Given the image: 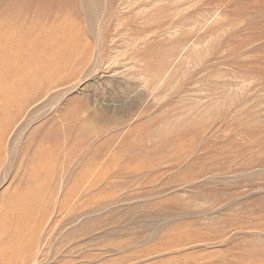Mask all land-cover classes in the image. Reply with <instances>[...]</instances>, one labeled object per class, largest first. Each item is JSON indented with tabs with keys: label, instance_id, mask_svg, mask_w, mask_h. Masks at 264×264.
Listing matches in <instances>:
<instances>
[{
	"label": "rangeland",
	"instance_id": "374dc122",
	"mask_svg": "<svg viewBox=\"0 0 264 264\" xmlns=\"http://www.w3.org/2000/svg\"><path fill=\"white\" fill-rule=\"evenodd\" d=\"M0 264H264V0H0Z\"/></svg>",
	"mask_w": 264,
	"mask_h": 264
},
{
	"label": "bare ground",
	"instance_id": "6f19581e",
	"mask_svg": "<svg viewBox=\"0 0 264 264\" xmlns=\"http://www.w3.org/2000/svg\"><path fill=\"white\" fill-rule=\"evenodd\" d=\"M18 120V119H17ZM16 120V121H17ZM91 157V156H90ZM89 157V158H90ZM91 160V159H90ZM87 164V163H86ZM87 167H89V165H87ZM50 178H51V176H50ZM49 178V179H50ZM76 179V178H75ZM34 183H36V182H34ZM201 183V182H200ZM34 188H35V186H34ZM73 188L75 189L76 188V180L74 181V186H73ZM30 190V189H29ZM54 191V190H53ZM76 191V190H75ZM70 193L67 195V196H65V197H63V202L64 203H72L73 201H74V199H75V197H76V195H75V193L74 192H72V191H69ZM183 192V191H182ZM29 193V192H28ZM185 193V192H184ZM49 196H51V195H49ZM209 198V197H208ZM212 198V197H211ZM50 199V198H49ZM62 202V201H61ZM189 202V201H188ZM196 203V202H195ZM63 204V203H62ZM189 206H191L190 204H189ZM187 208V207H186ZM90 212V211H89ZM117 215V214H116ZM115 215V216H116ZM110 216V215H109ZM107 217V219H108V216H106ZM111 217V216H110ZM118 217V216H117ZM45 218V217H44ZM43 218V219H44ZM73 219V218H72ZM74 220V219H73ZM112 220H115V219H112ZM46 221V220H45ZM69 221V220H68ZM72 221V220H71ZM77 221V220H76ZM107 221H111V219L110 220H107ZM70 222V221H69ZM107 223V222H106ZM42 224H44V222L42 223ZM71 224V223H70ZM74 224V223H73ZM90 224V223H89ZM109 224V223H108ZM147 225V224H146ZM64 229V228H63ZM62 229V230H63ZM77 230V229H76ZM153 230V229H152ZM70 233H71V231H70ZM73 233V232H72ZM66 234V233H65ZM72 235V234H71ZM74 235H75V233H74ZM32 237V250L30 249V251H29V253L31 252L32 254L31 255H36V253H38V247H35L37 244H39L40 243V238L39 237H35V235L33 234V236H31ZM71 237V236H70ZM65 238H66V236H65ZM63 239H64V237H63ZM68 239V238H67ZM66 239V240H67ZM70 239V238H69ZM68 239V240H69ZM65 240V239H64ZM67 240V241H68ZM70 241H72V240H70ZM62 242H63V240H62ZM65 242V241H64ZM30 247V246H29ZM41 248V247H40Z\"/></svg>",
	"mask_w": 264,
	"mask_h": 264
}]
</instances>
